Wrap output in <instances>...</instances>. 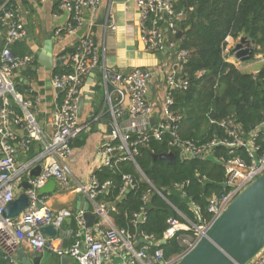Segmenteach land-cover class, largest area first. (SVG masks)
I'll list each match as a JSON object with an SVG mask.
<instances>
[{
    "label": "built area",
    "instance_id": "obj_1",
    "mask_svg": "<svg viewBox=\"0 0 264 264\" xmlns=\"http://www.w3.org/2000/svg\"><path fill=\"white\" fill-rule=\"evenodd\" d=\"M134 1L140 11V40L146 51L157 56L168 50L166 60L161 63L159 70L165 96L161 110L157 109L150 97L157 73L135 68L129 74H124L110 72L102 66L94 29L103 0H60L59 7L69 20L66 26L56 30L57 37H61L62 32L64 35H76L85 24L88 26L80 38L77 51L69 56L71 72L56 74L51 81L52 87L60 91L62 98L50 124V138L46 137L32 112V102L18 93L12 80L15 71L31 68L37 60L35 55L19 59L10 48L27 36L24 18L18 5L14 4L15 0L0 3V43L3 44L0 51V101L3 102L0 106V248L5 259L12 264H20L17 253L24 244L29 245L38 255L54 253L60 260L70 257L78 264H113L114 258L120 259L121 264H177L234 199L264 174V147L258 141L262 134L264 142V123L246 136L232 117L221 121L212 120L213 124L225 129L224 138L214 139L211 143L200 146L181 138L182 118L175 113L173 107L176 94L190 87L185 71L190 52L185 49L177 50L171 39H177L179 23L185 15L175 8L178 0ZM86 11L90 14L89 21L85 19ZM107 28L113 31L117 29L111 11ZM231 40V37L226 39L224 56L228 63L238 67L236 62L240 61L232 52L235 46L230 45ZM175 57L177 61L172 63L171 60ZM99 67L104 68V85L113 126L112 134L106 137L107 140L98 149V154L105 158L104 167L114 168L119 161H135L140 147L152 140L163 142L166 134L173 138L169 147L178 150L183 159H187L186 156L192 159L201 156L208 158L217 146L227 147L230 154H234L237 149L246 153V157L238 155L218 161L226 172V180L222 193L208 200V217L203 216L201 209L192 203L198 223L174 208L184 221L171 218L165 239H172L178 232H192L193 237H180L184 250L171 258L165 257L163 249H153V245H156L153 238L142 235L139 240L129 231L117 228L109 216L106 204L97 205L96 213L100 221L93 229H87L83 214H78V229L68 249H57L53 238L42 231L46 226H54L58 233L64 221L73 215L70 210L52 211L47 206V195L41 196L39 189L51 179L56 180L63 189L70 186L72 172L69 160L73 155L72 143L83 130L78 115L79 99L86 78ZM10 99L20 104L22 115L11 107ZM152 119H155L154 124L151 123ZM19 130L24 132L23 136ZM37 142L44 144L43 153L21 162L20 154L30 153L31 146ZM116 152L119 154L114 155ZM115 156L119 158L114 162ZM38 165L42 167L40 175L31 177V172ZM143 177L146 178L144 174ZM24 181L31 185V189L26 191L28 206L17 217L5 218L3 214L7 205L16 199L18 186ZM125 183L123 195L129 187H133L132 178L126 176ZM111 186V181L102 183L93 175L87 185H81L76 190L95 202ZM182 188L175 186L186 197ZM158 193L167 199L165 193ZM139 217H142V222L146 220L144 213L138 219ZM263 251L250 264H264Z\"/></svg>",
    "mask_w": 264,
    "mask_h": 264
},
{
    "label": "trees",
    "instance_id": "obj_2",
    "mask_svg": "<svg viewBox=\"0 0 264 264\" xmlns=\"http://www.w3.org/2000/svg\"><path fill=\"white\" fill-rule=\"evenodd\" d=\"M6 1L0 0V3ZM175 8L185 15L179 27L185 31L182 46L190 52L185 65L190 87L176 94L173 107L182 118L181 138L198 146L222 139L226 136L225 129L213 124L212 120L231 117L242 133L249 136L264 123V65L257 74L245 73L226 61L224 50L228 37L236 40L247 37L264 49V0H178ZM10 48L19 59L33 55L19 41ZM76 51L68 50L63 54ZM69 72L57 68L55 74ZM13 109L22 115L20 109ZM172 139L170 134H166L163 142L152 140L140 147L135 161H119L114 168L103 167L95 174L102 183L112 182L108 191L96 198L99 204L106 205L118 201L123 195L125 177L132 178V189L122 203L115 209H109V216L117 228L129 231L139 240L142 235L156 242L164 240L171 218L184 221L174 208L198 223L192 203L201 209L203 216L208 217V200L222 193L226 180V172L218 161L238 155L246 157L242 149L230 154L227 147L217 146L213 149V158L183 159L178 150L169 147ZM258 141L264 147L262 134ZM170 152L176 156L174 164L164 160L154 161L151 155ZM29 154H36L33 145ZM118 158L113 157V161ZM176 185L183 187L186 197L183 198L181 192L175 189ZM158 191H167V199L161 197ZM145 197L147 200H144ZM143 213L146 220L140 223L138 216ZM180 237L192 238L193 233L178 232L166 244L153 245V249L161 248L165 257L171 258L184 250ZM0 264H12L5 259L1 248Z\"/></svg>",
    "mask_w": 264,
    "mask_h": 264
},
{
    "label": "crops",
    "instance_id": "obj_3",
    "mask_svg": "<svg viewBox=\"0 0 264 264\" xmlns=\"http://www.w3.org/2000/svg\"><path fill=\"white\" fill-rule=\"evenodd\" d=\"M21 10L25 21L27 36L20 42L24 44L33 55L37 57V52L44 47L48 39H53L54 58L60 61V65L55 69L32 66V70L14 73V79L17 84L16 89L25 100L32 102V112L38 119L40 127L43 129L47 138L52 135L51 121L57 106L61 103V93L55 90L51 81L56 75L55 71H71L69 56L70 53L63 54L68 50H77L80 46V37L76 35L56 36V30L66 26L69 18L63 12L59 3L60 0H15ZM57 6V7H56ZM108 8L114 15L117 29L115 31L107 27L95 25V40L99 49L102 66H105L110 72L129 74L135 68L151 70L158 74L155 77L151 87V100L160 111L164 101V89L162 87L159 70L161 63L157 56L153 58L146 51L144 44L140 40L141 16L135 1L130 0L127 3H115L113 0H103L100 8ZM99 10V11H100ZM99 14V12H98ZM96 16V21L98 19ZM236 44L232 38L230 45ZM0 43V51L2 50ZM37 68L34 70V68ZM103 67H99L90 74L83 85L81 97L86 98V105L80 123L83 126L81 133L73 140V155L69 160V166L72 172L71 183L68 189H63L58 185L54 193L48 194L47 206L54 212L61 210H70L73 215L67 218L57 235L53 238V244L57 249H68L73 243L74 234L78 229L77 216L80 214L81 203L79 195L89 203L90 211L96 213L99 203L93 202L85 194L79 193L76 189L81 185H87L96 172L104 167L105 158L98 154V149L107 139L108 127L111 125V114L107 104L106 89L104 85ZM26 72V73H24ZM11 106L20 109L19 103L10 99ZM159 113V112H158ZM158 115V114H157ZM158 117V116H157ZM23 136L24 132L19 130ZM44 144L34 143L33 151L35 156L30 154H20V161L26 162L34 157H39L43 153ZM20 191L17 189V195ZM111 218V217H110ZM114 223L113 219L111 218ZM100 219L98 218L99 222ZM76 225V227H75ZM24 250L29 259L38 255L29 245L24 244L20 247ZM46 253L43 255L41 264H49ZM264 254V251H263ZM58 257V256H57ZM59 258V257H58ZM58 262L52 264H61ZM76 261L68 264H75Z\"/></svg>",
    "mask_w": 264,
    "mask_h": 264
},
{
    "label": "water",
    "instance_id": "obj_4",
    "mask_svg": "<svg viewBox=\"0 0 264 264\" xmlns=\"http://www.w3.org/2000/svg\"><path fill=\"white\" fill-rule=\"evenodd\" d=\"M130 0H113L115 3H127ZM110 9L102 8L99 11L96 25L107 27ZM85 19L90 20L88 11L85 13ZM85 24L77 33L78 37H82L87 29ZM189 30V29H188ZM185 34L182 29L177 34V40H181ZM23 40H19L22 42ZM54 43L53 39H48L43 48L37 52V66L47 69H55L60 65V61L54 58ZM256 51V43L242 37L233 48V54L241 63L250 62ZM161 52L157 54L160 61H163L166 53ZM37 68L35 67L34 70ZM28 69L15 71L14 73H22ZM59 91V90H57ZM87 101L84 96L79 99L78 115L81 118ZM155 123V119L151 120ZM113 132V126L108 127V134ZM119 154L118 152L114 155ZM154 161L164 160L169 164L176 163V156L173 152L154 154L151 153ZM21 157V156H20ZM187 159H192L186 156ZM198 158H206L201 156ZM195 159V158H193ZM42 167L38 165L31 172V177H38L41 173ZM58 188L56 180L51 179L45 186L39 189L41 196H46L54 193ZM31 189L28 181L22 182L18 186L20 191L14 201L9 203L4 211L5 218L17 217L29 204V197L26 193ZM132 188L129 187L126 193L121 196L114 204L108 205L109 209H115L120 203L124 201L126 195ZM167 194V191L165 192ZM81 203L80 212L86 222L87 229H93L98 221V214L90 211L89 203L82 195L78 196ZM138 221L142 222V217ZM42 231L50 236L55 237L57 230L54 226H46ZM167 243V240L156 242L157 246H162ZM264 250V174L256 181L251 183L244 189L228 206L224 213L216 218L213 223L206 229L201 237L196 242L195 246L186 252L179 263L177 264H250L262 251ZM20 264H41L43 256H37L29 259L27 253L20 249L17 253ZM72 258L64 257L61 259V264H68L72 262Z\"/></svg>",
    "mask_w": 264,
    "mask_h": 264
},
{
    "label": "rangeland",
    "instance_id": "obj_5",
    "mask_svg": "<svg viewBox=\"0 0 264 264\" xmlns=\"http://www.w3.org/2000/svg\"><path fill=\"white\" fill-rule=\"evenodd\" d=\"M177 46V50H182L184 49L183 46H182V41L183 40H177L175 39L174 37H172L171 39ZM240 40V38L238 40L235 39V42L238 43V41ZM236 45V44H235ZM234 45V46H235ZM2 47H3V44H2ZM150 56H152L153 58H155V54H151L149 53ZM176 57L173 58L171 60V62H176ZM236 64L238 65V67L241 68V71L245 72V73H253V74H256L257 72H259L261 70V68L263 67L264 65V49L263 47L257 45L256 46V51H255V54L253 56V59L250 61V62H247V63H240V62H236ZM147 70V69H145ZM26 73V72H24ZM12 80L14 81L15 84H17L15 82V79H14V76L12 78ZM211 158H213V156H211ZM212 160V159H211ZM183 197V196H182ZM184 198V197H183ZM140 248V247H139ZM47 260H49V264H52L54 262H58L59 258L53 254L51 255H47ZM121 260L120 259H117V258H114V261H113V264H121ZM75 264H78L77 262H75Z\"/></svg>",
    "mask_w": 264,
    "mask_h": 264
}]
</instances>
